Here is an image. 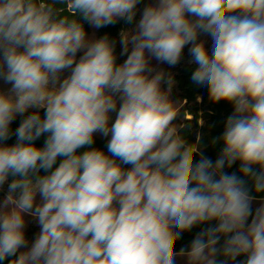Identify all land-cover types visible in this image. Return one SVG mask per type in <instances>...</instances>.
Listing matches in <instances>:
<instances>
[{"label":"clouds","instance_id":"1","mask_svg":"<svg viewBox=\"0 0 264 264\" xmlns=\"http://www.w3.org/2000/svg\"><path fill=\"white\" fill-rule=\"evenodd\" d=\"M141 2L0 0V264H264V204L253 214L248 187L264 193V0H155L137 20ZM119 20L134 26L118 64L115 41L89 40L84 22ZM188 45L193 84L234 106L215 161L181 135L173 81L150 66ZM237 161L240 175L224 171ZM26 214L40 226L30 247Z\"/></svg>","mask_w":264,"mask_h":264},{"label":"trees","instance_id":"2","mask_svg":"<svg viewBox=\"0 0 264 264\" xmlns=\"http://www.w3.org/2000/svg\"><path fill=\"white\" fill-rule=\"evenodd\" d=\"M155 0H142L140 4H138L137 8V20L140 17V14L143 11V8L149 4L154 3ZM134 25L127 24L124 20H119L117 23L112 25H107L101 28H96V36L97 39L107 35L110 40L115 41V52L117 55V63H122L126 59V55H121V44H120V33L123 30L133 27ZM84 28L87 34H90L92 31V25L87 22H84ZM201 40L206 41V47H208L211 52L212 40L210 36L202 35L200 37ZM190 45L186 46L183 52V57L178 64L175 66H169L167 64H162L156 61L155 59L151 60V67L153 68V74L157 71L163 70L166 75L170 76L173 85L171 88V93L173 98L183 102V105L177 111L178 116L175 123L179 126L180 133L183 135L189 144H196L197 137H199L198 148L200 153L203 156H206L213 161L219 156L220 149L223 146L222 142L219 144L213 145L212 141L214 138L219 137L223 130L226 119L229 115H231L234 111V106L232 103L228 101H219L213 102L209 98V93L207 88L199 87L193 84L191 80L192 72L194 71L196 65L191 63V56L189 54ZM83 54V52L77 53V60ZM70 74V70L65 71L62 74L61 79ZM2 79H0V82ZM164 88H167V84L162 85ZM11 85H7L3 91L9 90ZM118 106V105H117ZM29 110L28 113L24 115L31 114ZM113 117L115 119L116 113L113 112ZM41 116L44 114V110H40ZM190 115V117H187ZM24 117L18 115L16 119L11 124V129L13 133L15 129L19 126L22 119ZM113 119V120H114ZM202 120V123H200ZM46 136H42L38 140L35 141L36 145L42 147L44 145V141ZM107 138L94 136V144L92 147L99 148L104 150L107 153ZM5 143L8 145L16 143V136L12 135V137L7 140ZM86 149H80L78 151H84ZM199 156L197 157V160ZM59 163V160H58ZM124 167H130V165H125ZM239 161L234 163L231 168L225 167L224 171L228 174L236 173L240 175L239 172ZM258 170V169H257ZM41 174H44L41 172ZM11 181V177L9 178V182ZM248 187L250 189V194L256 198H264V193H256L254 187L252 186V182H248ZM8 185L5 184L2 189H0V201H2L7 194ZM253 214L255 213V208L252 207ZM32 217V216H31ZM251 221V217H249V223ZM30 230L25 232V236L27 240L35 239L37 233L40 231V226H36L33 221L30 222ZM215 221L211 222V225L200 224L193 227L190 231H184L181 234V238L177 241V251L179 252L181 249L184 251H188L190 249L191 241L195 238L197 233L202 231L205 227L214 226ZM224 238H221L220 244H223ZM13 259L9 257L4 260L2 264H9V261ZM245 256H239L235 261H231L230 264H240V261L245 260Z\"/></svg>","mask_w":264,"mask_h":264},{"label":"rangeland","instance_id":"3","mask_svg":"<svg viewBox=\"0 0 264 264\" xmlns=\"http://www.w3.org/2000/svg\"><path fill=\"white\" fill-rule=\"evenodd\" d=\"M87 37H88V39L89 40H95V39H97V36H96V28L95 27H93L92 26V31H91V33L90 34H87ZM7 83H5L3 80L0 82V91H3L5 88H7ZM163 87V86H162ZM164 88V87H163ZM166 89V88H165ZM8 91V90H7ZM170 99L172 100V101H174L175 102V104L177 105V111L180 109V107L183 105V102L182 101H179V100H176V99H174L173 98V95H172V93L170 92ZM119 107V102H118V106H117V108ZM113 114L114 113H110V115L113 117ZM114 119V118H113ZM96 136H98V137H104V138H107V139H110V135L108 136V137H105V136H103L102 134H100V133H96L95 134ZM36 200H37V203H39L40 202V197H39V195H37V198H36ZM3 201V200H2ZM253 204L255 205L256 203L255 202H253ZM25 220H26V228H25V232H27V231H29L30 229V222L31 221H33V223L36 225V226H39L38 225V223H37V221H36V219L35 218H33V217H31L30 215H25ZM39 233V232H38ZM37 233V234H38ZM34 241V239H30V240H28V242H29V247L31 246V243ZM24 250H26V249H21V251H24ZM176 264H186V257H183V256H177L176 257Z\"/></svg>","mask_w":264,"mask_h":264},{"label":"crops","instance_id":"4","mask_svg":"<svg viewBox=\"0 0 264 264\" xmlns=\"http://www.w3.org/2000/svg\"><path fill=\"white\" fill-rule=\"evenodd\" d=\"M187 117H190V115H188ZM200 123H202V120H200ZM253 202H255L256 204L254 205L252 203V207H254L256 210V208L264 204V198H256L255 200H253Z\"/></svg>","mask_w":264,"mask_h":264}]
</instances>
